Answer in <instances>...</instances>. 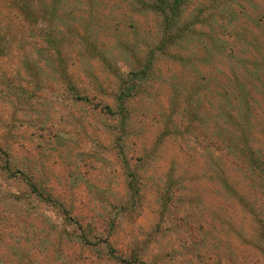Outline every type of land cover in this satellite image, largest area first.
Wrapping results in <instances>:
<instances>
[{
  "label": "rangeland",
  "instance_id": "rangeland-1",
  "mask_svg": "<svg viewBox=\"0 0 264 264\" xmlns=\"http://www.w3.org/2000/svg\"><path fill=\"white\" fill-rule=\"evenodd\" d=\"M18 2L0 0V264H264V0H188L126 129L85 38L126 77L161 38L153 0H63L53 21L34 0L37 22Z\"/></svg>",
  "mask_w": 264,
  "mask_h": 264
},
{
  "label": "trees",
  "instance_id": "trees-1",
  "mask_svg": "<svg viewBox=\"0 0 264 264\" xmlns=\"http://www.w3.org/2000/svg\"><path fill=\"white\" fill-rule=\"evenodd\" d=\"M61 1L63 0H50V3L42 2L41 8L43 9L45 15L50 16V21H53L54 18L57 15L58 12V6L60 5ZM188 0H153L152 4H148L151 12H153L158 19L160 20V25H161V38L158 41V44H152L149 45L146 49L147 52H143V55L139 56L136 52L133 54L135 55L136 62L134 64V69L129 72L126 77H124L119 69L117 68L116 64L112 61L109 60L105 56L103 52H98L97 47H95V44L89 43V36L85 38L86 44L89 46V48L93 51V55L99 57L101 62L103 64H106L107 69H110L111 72L114 74H117L118 77V87L120 91L119 99L117 100V109L118 113L121 117H119L120 121V128L121 129H126L127 128V114H126V109L124 106V103L121 102L122 98H128L129 95L132 92L139 93L141 89H143L146 86V83L153 77V72L154 69L156 68V64L158 63V57L167 59V60H176L178 59V56L171 55L169 54L168 50L170 46H173L177 43V39L181 36L184 35V31L182 29L181 24V19L183 16V11L184 8L187 4ZM34 3V0H19V2L16 4L18 5L19 9L21 10L22 13L26 15L27 19H30L31 21L37 22L39 18H37L39 15L36 12L38 9L33 10L32 5ZM67 4V1H66ZM64 4V5H66ZM85 31H87L85 29ZM190 31V27L187 26L185 28V33ZM43 38L46 41L48 45L51 46V48H54L56 50V53L58 55V60L60 61L61 65V70L62 72V77L66 81V86L67 88L75 94H79L78 90L79 87L74 84L73 81L68 76V70L67 67H65L64 63V57L61 53V49L58 48V38L53 35L52 31L49 33H44ZM179 38V39H180ZM151 46V47H150ZM158 54V56H157ZM112 58H114L112 56ZM115 64V66H114ZM128 78V80L126 79ZM100 88H103V85H99ZM121 97V98H120ZM192 97V96H191ZM191 99V98H190ZM244 102H246L244 100ZM104 112H107L108 114H112V111L109 107L103 108ZM196 118V115H194ZM231 117H229L230 119ZM234 122V120L232 119ZM218 127V126H217ZM210 128V127H209ZM219 128V127H218ZM226 127L223 126V129ZM221 129V128H220ZM225 131V130H224ZM226 133V132H225ZM230 136V134L228 133ZM228 136V137H229ZM224 137H226L224 135ZM27 184L30 187L31 193L32 194H37L40 198L44 196V191L43 190H37L36 185L33 182H30L29 180L26 181ZM134 193H132V198L136 195L137 191L132 190ZM112 227V225H111ZM85 243H89L88 241L84 240ZM100 244H106V246L109 248L110 255L111 257H114V250L112 248V245L109 242H97L96 245ZM123 261V260H122ZM139 259H135L134 263L138 264H145L143 262H138Z\"/></svg>",
  "mask_w": 264,
  "mask_h": 264
}]
</instances>
